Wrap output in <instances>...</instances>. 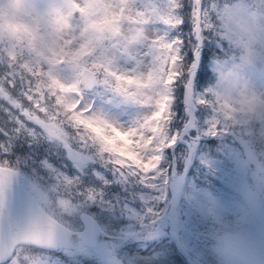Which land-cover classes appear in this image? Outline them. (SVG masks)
I'll return each mask as SVG.
<instances>
[{
	"label": "snow or ice",
	"instance_id": "6c2138e0",
	"mask_svg": "<svg viewBox=\"0 0 264 264\" xmlns=\"http://www.w3.org/2000/svg\"><path fill=\"white\" fill-rule=\"evenodd\" d=\"M3 5L0 264H215L264 192V0Z\"/></svg>",
	"mask_w": 264,
	"mask_h": 264
},
{
	"label": "clouds",
	"instance_id": "9594fccd",
	"mask_svg": "<svg viewBox=\"0 0 264 264\" xmlns=\"http://www.w3.org/2000/svg\"><path fill=\"white\" fill-rule=\"evenodd\" d=\"M4 17L21 21L25 17V0H4ZM264 192L255 199L239 193L238 207L217 225L211 236V249L215 264H264V243L257 241L252 232L254 221L259 224L260 206Z\"/></svg>",
	"mask_w": 264,
	"mask_h": 264
},
{
	"label": "rangeland",
	"instance_id": "374dc122",
	"mask_svg": "<svg viewBox=\"0 0 264 264\" xmlns=\"http://www.w3.org/2000/svg\"><path fill=\"white\" fill-rule=\"evenodd\" d=\"M212 184L214 186L215 191L220 192V193L224 192L225 188L227 187V185L225 184V180L223 178H214L212 181ZM140 191H142V189L136 184H130L124 189H122L119 185H116V186L111 187L110 189V192H118L122 196L135 194Z\"/></svg>",
	"mask_w": 264,
	"mask_h": 264
},
{
	"label": "flooded vegetation",
	"instance_id": "af4514ba",
	"mask_svg": "<svg viewBox=\"0 0 264 264\" xmlns=\"http://www.w3.org/2000/svg\"><path fill=\"white\" fill-rule=\"evenodd\" d=\"M177 259H178L179 261H183V260H184V258H183L182 256H180L179 254L177 255ZM185 264H186V262H185Z\"/></svg>",
	"mask_w": 264,
	"mask_h": 264
}]
</instances>
